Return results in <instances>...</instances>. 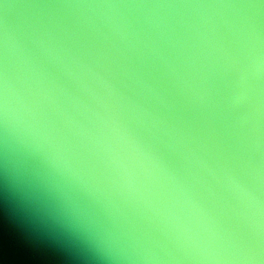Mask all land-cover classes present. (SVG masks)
<instances>
[{
	"label": "water",
	"instance_id": "1",
	"mask_svg": "<svg viewBox=\"0 0 264 264\" xmlns=\"http://www.w3.org/2000/svg\"><path fill=\"white\" fill-rule=\"evenodd\" d=\"M0 264H264V0H0Z\"/></svg>",
	"mask_w": 264,
	"mask_h": 264
}]
</instances>
